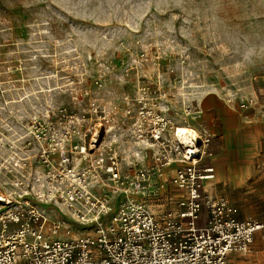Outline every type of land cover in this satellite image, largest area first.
Here are the masks:
<instances>
[{
	"label": "rangeland",
	"instance_id": "obj_1",
	"mask_svg": "<svg viewBox=\"0 0 264 264\" xmlns=\"http://www.w3.org/2000/svg\"><path fill=\"white\" fill-rule=\"evenodd\" d=\"M258 87L264 94V0H0V168L34 154L24 148L35 147L30 125L64 108L86 125L117 120L128 133L129 109L135 118L165 104L175 125L201 128L205 109L199 122L189 108L215 105L206 117L220 131L204 163L217 159L221 170L208 192L237 206L240 219L260 217L264 120L229 119L238 117L229 106L264 116ZM249 93L256 106L243 111ZM174 191L157 212L177 206ZM252 248L264 253V231Z\"/></svg>",
	"mask_w": 264,
	"mask_h": 264
},
{
	"label": "built area",
	"instance_id": "obj_2",
	"mask_svg": "<svg viewBox=\"0 0 264 264\" xmlns=\"http://www.w3.org/2000/svg\"><path fill=\"white\" fill-rule=\"evenodd\" d=\"M239 106H256L253 94ZM189 110L200 122L202 106ZM126 112L128 133L108 117L86 125L65 108L30 125L35 147L24 148L34 154L0 168V264H227L252 251L264 214L240 219L237 206L208 192L214 134L182 125L196 131L185 143L165 104ZM170 187L177 206L157 212Z\"/></svg>",
	"mask_w": 264,
	"mask_h": 264
},
{
	"label": "crops",
	"instance_id": "obj_3",
	"mask_svg": "<svg viewBox=\"0 0 264 264\" xmlns=\"http://www.w3.org/2000/svg\"><path fill=\"white\" fill-rule=\"evenodd\" d=\"M257 89H258L259 93L256 92V90H255V97L257 99H259L260 95L263 94L262 93L263 89H261L260 87H258ZM202 106H204L203 109H205V111H206V114L204 116V120L202 122L203 123L202 126L205 127L206 129H208L209 131H211L214 134V137H216L217 133L213 130L215 128L216 131H220V127L218 125H217V127H214L216 124L213 126L212 125L209 126L208 119H207L206 115L209 114V112H211V111H214V110L216 111L217 106L206 105V104H204V105L202 104ZM229 107H230L231 111L236 112L238 114V117L232 116L229 118V119H231V122H233V123H235L236 120L238 121L240 118H242L243 121L246 123H252L254 121H259L260 119L264 120V116L263 117H249L247 112L246 113L245 112L242 113L241 111L239 112V111H237L235 106H229ZM262 112L264 113V111H262ZM215 119H216L215 123L220 122L219 116ZM261 130H262V128H261ZM218 143H222V140H221V142L219 140L217 142V144ZM213 164L215 165V169H216V177L213 180L212 184L217 180V177H219L220 170H221V167H219V161L217 159H214ZM233 172H235L234 174H236V172L238 173L239 171L235 169ZM260 178H261V181L264 179V177H262V176ZM263 255H264V253L261 250H255L252 248V251L248 255H244V256L238 255V254L231 255L227 264H264V261H262V259H261L263 257Z\"/></svg>",
	"mask_w": 264,
	"mask_h": 264
},
{
	"label": "bare ground",
	"instance_id": "obj_4",
	"mask_svg": "<svg viewBox=\"0 0 264 264\" xmlns=\"http://www.w3.org/2000/svg\"><path fill=\"white\" fill-rule=\"evenodd\" d=\"M216 91V90H215ZM219 91V90H218ZM213 92V91H212ZM224 97V96H223ZM202 99V98H201ZM232 100V99H230ZM229 100V101H230ZM224 102V101H223ZM226 102V101H225ZM224 102V103H225ZM232 104V103H231ZM179 136H180V139L182 141H184L185 143H188L190 142V140L193 139V137H196V131L193 129V128H190V127H187V126H180L179 127ZM208 154V150L207 152L205 153V156Z\"/></svg>",
	"mask_w": 264,
	"mask_h": 264
}]
</instances>
